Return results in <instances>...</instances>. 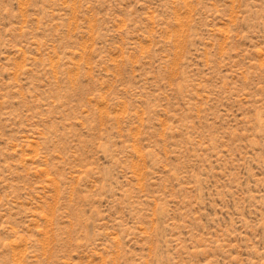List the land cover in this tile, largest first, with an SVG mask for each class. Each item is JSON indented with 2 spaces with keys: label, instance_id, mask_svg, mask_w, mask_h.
Returning a JSON list of instances; mask_svg holds the SVG:
<instances>
[{
  "label": "rangeland",
  "instance_id": "1",
  "mask_svg": "<svg viewBox=\"0 0 264 264\" xmlns=\"http://www.w3.org/2000/svg\"><path fill=\"white\" fill-rule=\"evenodd\" d=\"M0 264H264V0H0Z\"/></svg>",
  "mask_w": 264,
  "mask_h": 264
}]
</instances>
